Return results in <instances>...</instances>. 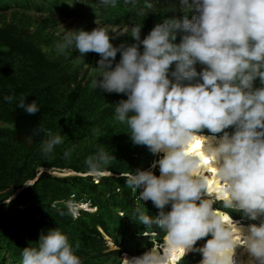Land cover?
I'll use <instances>...</instances> for the list:
<instances>
[{"label": "clouds", "instance_id": "1", "mask_svg": "<svg viewBox=\"0 0 264 264\" xmlns=\"http://www.w3.org/2000/svg\"><path fill=\"white\" fill-rule=\"evenodd\" d=\"M116 2L98 0L105 6ZM179 2L195 9L191 19L165 18L143 39L141 25L132 26L136 42L131 44L113 46L109 31L98 26L68 31L56 44L61 53L71 46L81 54H99L93 88L125 93L127 99L116 104L115 119L127 124L134 144L163 154L149 169L122 173L133 191L140 189L139 199H150L158 209L154 217L144 207L134 208L132 214L152 234L157 233L155 225L163 236L141 255L122 258V264H168L172 250L177 260L191 251L202 255L199 264H238L237 246L252 258L247 264H264V0ZM124 3L135 7L138 0ZM143 4L152 8L151 0ZM177 30L183 34L174 43ZM117 52L120 59L112 66ZM197 63L204 65L199 72ZM257 78L260 87H254ZM15 107L31 114L39 110L23 95L16 98ZM228 126L231 134L225 130ZM204 128L222 134L205 136ZM193 140L199 141V153L187 151ZM61 143L59 134L49 133L40 150L52 153ZM200 153L207 157L204 164ZM70 154L71 149L63 153L65 158ZM111 159L110 152L100 149L84 163L89 174L108 176L109 168L103 166ZM156 165L159 175L151 170ZM209 166L218 184L215 190L207 187ZM218 199L224 209L240 211L250 220L259 218V223L239 225L227 211L213 207ZM66 210L73 219L79 214L71 201ZM208 234L202 246H194ZM21 264H81V259L67 236L54 227L39 236L35 247L22 248Z\"/></svg>", "mask_w": 264, "mask_h": 264}, {"label": "trees", "instance_id": "2", "mask_svg": "<svg viewBox=\"0 0 264 264\" xmlns=\"http://www.w3.org/2000/svg\"><path fill=\"white\" fill-rule=\"evenodd\" d=\"M20 2L27 11L15 7ZM93 2L0 0V213L15 206L22 207L25 213L22 224L5 230L0 227V264H21L22 248L35 247L39 236L54 227L67 236L81 264H117L119 252H107V239H112L120 247V252L125 253L128 244H145L148 250L150 241L155 239L145 238L135 242L143 236H138L140 233L129 221L136 218L132 214L134 208L144 207L145 213L153 217L151 212L155 206L150 199L145 203L141 201L138 198L140 189L133 191L122 173L134 172L137 168L148 169L154 154L146 145L134 144L127 124L115 119L116 104L121 99H127L126 94L93 88L92 81L99 72L96 67L98 55L94 52L90 62H85L89 72L84 76L82 86L74 84L76 65H65L69 61L63 60V57L60 63H55L59 53L56 44L63 40V34L56 38L48 31L56 25V18L49 14L45 19L37 20L32 16V11L39 10L38 3H42L56 13L67 11V7L87 18L97 12L92 8ZM142 3L138 1L137 12L145 11L147 14L138 20L148 31L152 24L165 18L187 16L191 19L195 12V9L184 8L179 0H151L152 8H145L144 4L143 8ZM28 23L35 26L33 34L23 32L22 28ZM88 25L79 28L88 31ZM127 36V41L121 44H131L130 33ZM29 46L35 53L34 59L24 57ZM119 59L120 53L117 52L112 66ZM34 63L41 64V67L36 69ZM50 63L59 67L51 68L47 65ZM22 95L26 96V102L34 100L38 105L35 115L38 122L45 126L43 139L31 147L18 144L14 137L13 116L26 114L15 107L16 98ZM5 96L13 98L5 100ZM201 132L210 133L206 128ZM49 133L59 134L62 143L55 145L52 153L45 154L40 149ZM66 149H71L67 158L63 155ZM100 149L114 157L103 166L109 168L110 175L81 176L89 173L85 158ZM41 168L68 169L79 175L56 177L42 172L34 181ZM153 174L157 175L154 171ZM30 181H34L33 184L23 188ZM18 190L20 192L9 203L2 204ZM69 201L89 203L90 208L95 210H79L78 216L73 219L66 210ZM218 203L222 202L213 206ZM165 209L169 210L170 205H165ZM153 227L159 232L155 225ZM160 236L159 233L155 235ZM188 259L192 260L191 264H196V259L190 256L182 261Z\"/></svg>", "mask_w": 264, "mask_h": 264}, {"label": "rangeland", "instance_id": "3", "mask_svg": "<svg viewBox=\"0 0 264 264\" xmlns=\"http://www.w3.org/2000/svg\"><path fill=\"white\" fill-rule=\"evenodd\" d=\"M17 1H21V0H17ZM80 2L84 3V0H79ZM139 4L141 2H143V0H138ZM23 4L20 2L17 5H15V7H17L18 9L24 11L27 9H25L23 6ZM39 5V10H34L32 11V16H34L35 18H37V20H42L45 19L49 14L53 15L56 18V25L52 26L48 33H52L56 35V38L60 37L61 34H63V37L65 35L66 32L68 31H76L82 28L79 27H83L85 25L89 26V30H92L95 27H103L105 28L107 31H109V39L110 42L113 44V46H117L121 43H125V41H127V35L128 33L131 34V27L135 26V25H141V21H139L138 19H143V17L147 14V12L142 11L140 13L137 12V10H139V5L133 7L130 4H125L124 0H117L115 6H105V5H100L98 3V0H94L93 4H92V8L93 10H97V12L89 17H84L83 14L81 12H76L72 9H69L67 7L66 10L62 13H56L53 11H50L44 4L42 3H38ZM120 5V6H118ZM143 7V3L141 5ZM137 7V9H135ZM144 8V7H143ZM31 11V10H28ZM171 18V17H170ZM154 24H152L151 26H154ZM34 25H32L31 23L26 24L22 29L23 32H27L29 34H33L34 33ZM17 28L19 26H16ZM60 30V31H59ZM112 30H115L116 32H113ZM150 31V30H149ZM147 29L145 30L142 26H140V30H139V34H140V39H143V37L149 32ZM183 33L180 30L176 31V39L173 41L174 43H179L181 35ZM131 43L136 42L134 41V38L131 37ZM138 43V42H137ZM142 45L138 44V49L142 50ZM26 53L27 55L24 57H28L30 59H34L35 57V53H33V48L31 46H29L26 49ZM32 53V54H31ZM93 53V51H89L86 53H79L77 49L75 48H70V50L68 52H65L64 54L59 52L58 54H56V58L55 59V63H60V59L61 57H63L62 59L65 61H69L67 62L65 65H68L69 63H72L73 65H76V69L74 71H77V77L76 79L73 81L74 84H77L79 86H82L84 79L86 76V73L89 72V66H87L88 64L85 63L86 61L89 63L90 62V58H91V54ZM96 53V52H94ZM98 55V59L99 54ZM81 63H83L82 65H80ZM50 65L51 68L57 69L59 67V65L57 64H47ZM34 66L36 69L41 67V64H37L34 63ZM61 67V66H60ZM194 67L196 68L197 72H199L201 70L202 67H204V65H201L200 63H197L194 65ZM62 68V67H61ZM63 69V68H62ZM174 69V63L169 65V71ZM198 79V78H197ZM254 87H260V81L257 78L254 82ZM226 131H228L230 134L232 132V126H228L227 129H225ZM204 135H215L217 137H219L221 134L219 133H208ZM160 156H162L161 153H156L154 154V158L150 163V166L152 165V162L154 160H157L160 158ZM149 166V168H150ZM148 168V169H149ZM152 172H156L157 175H159V166L156 165L155 167L151 168ZM42 172H46L52 176H56V177H69V176H75V175H79L73 171H70L68 169H63V170H57L55 168H51V169H39V173H37L34 181L38 178L39 174ZM81 175V174H80ZM87 175V174H86ZM88 175L93 176L91 174L88 173ZM81 176H85V175H81ZM95 177V176H93ZM34 181H30L28 183H26L25 185L29 186L31 184H33ZM96 183V181H95ZM25 187V186H24ZM20 192V191H19ZM18 191L12 196V198H10L7 202H3L2 204H7L9 203V201H11L18 193ZM139 198V197H138ZM148 200L143 201L144 203L147 202ZM219 201V200H218ZM217 201V202H218ZM216 202V203H217ZM221 202V201H220ZM74 203V202H73ZM78 206V211L79 210H85L88 212H93L95 209L94 208H90V204L86 203V204H81V203H75ZM213 207H217V209L219 210L220 213H223L225 211L228 212L229 216L233 219V221H236L239 223V225H248L250 223H259V218H257V220H250L248 219L246 216H244L242 214V212L240 211H236L233 209H224L222 207V203H218L217 205L213 206ZM154 210L151 212V215L154 217L157 215L158 209L156 207L153 208ZM166 211L168 209H165ZM118 215H122V213H118ZM147 215H149L147 213ZM25 218V213L22 209V207L20 206H15L14 208H12L11 210H8L6 212H1L0 213V227L2 229H11L16 225L22 224L23 220ZM134 219H130L129 221L132 223V225L135 227V229H137L138 233H140V235L138 236H143L140 239H138V241L136 240L135 242H139L140 240L142 241L145 238H155L154 242L151 243V246L148 248H152L153 245H156L157 243H161L163 241V236L161 237H155V235H157L158 231L153 227V230L156 231V234H152L149 233V231L147 230L146 227H144L143 223H140L136 220L135 217H133ZM100 229V227H98ZM143 231H146V233H142ZM210 238V234L206 235L205 237L199 238L196 242L194 246H202L204 244V242ZM105 239V238H104ZM130 239H134V237L131 236ZM106 240V239H105ZM107 244H108V251L107 252H111V251H115V252H119V256H117V260L118 263L117 264H122V258H125L126 256L129 257H133V256H139L141 255L143 252H145L147 250V247L145 244H128L126 246V251L125 252H120V247H118L117 245H115L112 241V239L106 240ZM131 241V240H129ZM132 242V241H131ZM237 249H241V246H239V248ZM245 254V255H244ZM242 255V256H240ZM248 253H242V251L240 250V253H238V259L237 262L239 260H241V258L244 260L247 257ZM189 256L191 258H195L196 257V264H199V261L202 258V255L199 252H188L187 254H185L181 260L180 264H191L190 262L192 261L191 259H188L186 261H182L186 258H189ZM250 259H252L250 257ZM176 260V259H175ZM178 261V260H177ZM242 261V260H241ZM174 262L172 261L171 264H173Z\"/></svg>", "mask_w": 264, "mask_h": 264}, {"label": "water", "instance_id": "4", "mask_svg": "<svg viewBox=\"0 0 264 264\" xmlns=\"http://www.w3.org/2000/svg\"><path fill=\"white\" fill-rule=\"evenodd\" d=\"M15 141L18 144H27L28 147L40 142L44 137L45 126L38 122L35 114H17L12 118ZM31 136V139L27 138ZM90 176V175H85ZM25 187L27 185H24ZM23 186V188H25ZM20 190H18L19 192Z\"/></svg>", "mask_w": 264, "mask_h": 264}, {"label": "bare ground", "instance_id": "5", "mask_svg": "<svg viewBox=\"0 0 264 264\" xmlns=\"http://www.w3.org/2000/svg\"><path fill=\"white\" fill-rule=\"evenodd\" d=\"M205 136H208V135H205ZM197 141H198V140H193V141L189 144L187 151H189V152H193V151H195V152H198V153H199L200 144L197 146ZM161 154H162V153H161ZM162 155H163V154H162ZM200 155H201L200 163L204 164L205 161L207 160V157L203 156L202 153H200ZM211 172H212V169H211V166H209V173H210V175H209V177H208L207 187H210V188H212L213 190H215V188L218 187V184L216 183L214 176L211 175ZM209 181H211L212 183L209 184V183H208ZM217 195H218V194H217ZM218 200H219V199H218ZM218 200H217V201H218ZM219 201H220V200H219ZM243 226L246 228L247 225H243ZM107 240H109V239H107ZM237 248H239V246H237ZM240 250L242 251V253H248L246 250L243 249V246H241V249H237V250H235L234 256H235V259H236V260L238 259V253H240ZM187 253H188V252H187ZM187 253H186V254H187ZM244 255H245V254H244ZM175 256H176V252H175L174 250L170 251L169 259H168V264H171L172 261L174 262L173 264H176L177 259L175 258ZM240 256H242V255H240ZM125 258H131V257L126 256ZM175 259H176V260H175ZM249 259H250V255H249V253H248L247 257H246L244 260L241 258L242 261H241V260L238 261V264H247V261H248Z\"/></svg>", "mask_w": 264, "mask_h": 264}, {"label": "snow or ice", "instance_id": "6", "mask_svg": "<svg viewBox=\"0 0 264 264\" xmlns=\"http://www.w3.org/2000/svg\"><path fill=\"white\" fill-rule=\"evenodd\" d=\"M199 145V141H197V146ZM205 163H206V161H205ZM209 184H211L212 182L211 181H209L208 182Z\"/></svg>", "mask_w": 264, "mask_h": 264}]
</instances>
